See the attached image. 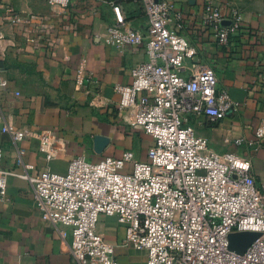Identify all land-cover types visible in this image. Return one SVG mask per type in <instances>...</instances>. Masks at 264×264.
<instances>
[{
	"label": "crops",
	"instance_id": "crops-1",
	"mask_svg": "<svg viewBox=\"0 0 264 264\" xmlns=\"http://www.w3.org/2000/svg\"><path fill=\"white\" fill-rule=\"evenodd\" d=\"M166 1L185 17L183 29L175 21L171 27L197 46L198 61L215 69L219 87L239 104L219 123L202 117L192 124L212 152L248 158L262 185L264 138L256 131L264 124V0ZM208 2L221 11L224 27L231 26L234 9L242 13L227 48L202 24ZM114 6L127 24L146 30L139 0H73L67 8L48 0H0V81L8 82L7 92L0 87L4 170L17 169L19 158L35 172L57 174H66L81 155L98 162L132 152L134 161H150L152 139L133 130L118 109L119 88L133 83L132 68L146 53L143 47L122 53L104 39L116 21ZM4 127L28 136L15 143ZM101 223L105 239L117 246L118 264L146 263L144 251L122 246L125 228L116 218L102 216ZM0 264H76L57 230L42 220L29 182L14 176L8 177L6 202L0 201Z\"/></svg>",
	"mask_w": 264,
	"mask_h": 264
},
{
	"label": "built area",
	"instance_id": "built-area-1",
	"mask_svg": "<svg viewBox=\"0 0 264 264\" xmlns=\"http://www.w3.org/2000/svg\"><path fill=\"white\" fill-rule=\"evenodd\" d=\"M48 1L67 8L73 0ZM139 2L146 30L127 24L114 6L116 21L104 39L122 53L145 49L146 60L132 68L133 83L119 88L118 109L133 130L152 139L150 161H134L132 152L98 162L81 155L57 174L35 172L19 158L17 169L4 170L0 148V201L7 200L9 176L29 182L42 220L57 230L76 264H118L117 246L98 231L102 216L124 226L122 246L144 251L145 264H264V183L257 184L248 158L212 152L191 122L219 123L239 104L219 87L215 69L198 61L197 46L171 27L175 21L183 29L184 15L166 0ZM203 16L218 45L229 47L242 26L240 10H233L229 27L212 2ZM18 21L14 14L12 24ZM0 87L7 92L8 82ZM3 132L15 143L28 136L8 127ZM256 137L264 138V124ZM241 233L257 237L239 253L230 248V236Z\"/></svg>",
	"mask_w": 264,
	"mask_h": 264
},
{
	"label": "water",
	"instance_id": "water-1",
	"mask_svg": "<svg viewBox=\"0 0 264 264\" xmlns=\"http://www.w3.org/2000/svg\"><path fill=\"white\" fill-rule=\"evenodd\" d=\"M256 237L257 235L252 233L233 234L230 236V248L242 253L250 246Z\"/></svg>",
	"mask_w": 264,
	"mask_h": 264
},
{
	"label": "rangeland",
	"instance_id": "rangeland-1",
	"mask_svg": "<svg viewBox=\"0 0 264 264\" xmlns=\"http://www.w3.org/2000/svg\"><path fill=\"white\" fill-rule=\"evenodd\" d=\"M148 145H146V147H147ZM153 147V142H151L150 143V149ZM101 225H102V223L100 224V230H98L99 231V233L104 237V238H106V235H105V233H106V231H102L101 230Z\"/></svg>",
	"mask_w": 264,
	"mask_h": 264
}]
</instances>
